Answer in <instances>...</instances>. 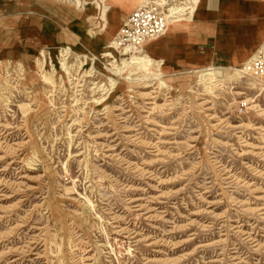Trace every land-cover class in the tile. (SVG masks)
Wrapping results in <instances>:
<instances>
[{
	"label": "rangeland",
	"instance_id": "1",
	"mask_svg": "<svg viewBox=\"0 0 264 264\" xmlns=\"http://www.w3.org/2000/svg\"><path fill=\"white\" fill-rule=\"evenodd\" d=\"M163 2L0 0V264H264V0Z\"/></svg>",
	"mask_w": 264,
	"mask_h": 264
},
{
	"label": "crops",
	"instance_id": "2",
	"mask_svg": "<svg viewBox=\"0 0 264 264\" xmlns=\"http://www.w3.org/2000/svg\"><path fill=\"white\" fill-rule=\"evenodd\" d=\"M125 2L130 7L131 5L140 4L141 0H125ZM200 15H201V20H199L198 25L195 26V28L197 29V32H199V33H198V35H194L192 37V39L197 40V41L203 40L204 42H210V41L214 42L217 47H220V49L216 52L214 57H216V56L218 58H219V56L224 57V56H222V54H225L224 53L225 51L223 49H221V47H222V45L227 44L228 43L227 41H229V39H226V37L219 35L220 29L217 30L214 25L205 22L204 21L205 16L203 14H200ZM188 19H190V18H188ZM188 19L182 20L180 22H176L173 24L175 26V24L181 23V25L183 24L185 26H188L186 24V21ZM256 24L257 25L255 27L248 28V30L246 28L238 29V31L242 34L237 38V40L233 44L232 48L234 49V51L230 53V55H232L233 58H235L236 50H238V46H240L241 44H244V45H243V47L241 46L239 48H241V53H244V52H246L247 46L248 47L250 46V48H251V47H253L254 44H256L257 41L264 38V19L261 22L256 23ZM200 30L204 33L205 38L202 37ZM109 32H111V31H109ZM201 47H203V46H201ZM239 51H240V49H239Z\"/></svg>",
	"mask_w": 264,
	"mask_h": 264
},
{
	"label": "built area",
	"instance_id": "3",
	"mask_svg": "<svg viewBox=\"0 0 264 264\" xmlns=\"http://www.w3.org/2000/svg\"><path fill=\"white\" fill-rule=\"evenodd\" d=\"M248 74L264 84V42L261 48L248 61L244 68Z\"/></svg>",
	"mask_w": 264,
	"mask_h": 264
},
{
	"label": "bare ground",
	"instance_id": "4",
	"mask_svg": "<svg viewBox=\"0 0 264 264\" xmlns=\"http://www.w3.org/2000/svg\"><path fill=\"white\" fill-rule=\"evenodd\" d=\"M156 1H164V2H166V0H156ZM172 1H175V0H172ZM163 2V3H164ZM140 3H142V0H141V2ZM157 3V2H156ZM155 3V4H156ZM157 6H158V4H157ZM169 9V11H171V13H178L179 11H181L182 10V8L180 9V8H176L175 6L174 7H171V8H168ZM168 16H169V14H168ZM167 16V17H168ZM177 17V16H176ZM175 18V17H174ZM187 18L186 17H183V16H180V17H178V18H176V19H174V20H171L170 22H173V23H176V22H180V21H182V20H186ZM114 44V43H113ZM112 44V45H113ZM134 47V46H133ZM136 48V47H135ZM139 50V49H138ZM136 52V51H135ZM139 52V51H138ZM112 55V54H111ZM106 56V55H105ZM133 58V57H132ZM131 62H134V63H139V67L140 68H142V69H148V65L150 66V62H151V59H146L145 57H134L133 58V61H131ZM124 63V62H123ZM125 64V63H124ZM129 64V63H128ZM126 65H127V62H126ZM137 66V65H136ZM209 70V69H208ZM142 71V70H141ZM235 72H236V74L237 75H239L240 73H245L246 72V70L243 68V69H238V70H235ZM138 73H140V71L138 72ZM211 74H213L212 72H208V73H206V75H211ZM236 76V75H235ZM202 78V77H201ZM204 79V78H203ZM207 79H209V78H207Z\"/></svg>",
	"mask_w": 264,
	"mask_h": 264
}]
</instances>
